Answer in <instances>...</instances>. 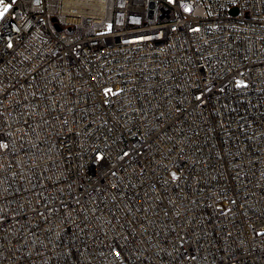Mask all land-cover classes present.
<instances>
[{
  "label": "built area",
  "instance_id": "1",
  "mask_svg": "<svg viewBox=\"0 0 264 264\" xmlns=\"http://www.w3.org/2000/svg\"><path fill=\"white\" fill-rule=\"evenodd\" d=\"M0 264H264V0H6Z\"/></svg>",
  "mask_w": 264,
  "mask_h": 264
},
{
  "label": "snow or ice",
  "instance_id": "2",
  "mask_svg": "<svg viewBox=\"0 0 264 264\" xmlns=\"http://www.w3.org/2000/svg\"><path fill=\"white\" fill-rule=\"evenodd\" d=\"M4 0H0V19H2L6 12H8L11 5L3 6Z\"/></svg>",
  "mask_w": 264,
  "mask_h": 264
},
{
  "label": "rangeland",
  "instance_id": "3",
  "mask_svg": "<svg viewBox=\"0 0 264 264\" xmlns=\"http://www.w3.org/2000/svg\"><path fill=\"white\" fill-rule=\"evenodd\" d=\"M8 5H11V4L8 1L4 0L3 6H8Z\"/></svg>",
  "mask_w": 264,
  "mask_h": 264
}]
</instances>
